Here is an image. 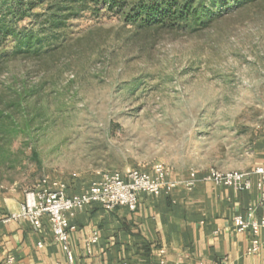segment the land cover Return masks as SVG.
<instances>
[{"label":"rangeland","instance_id":"1","mask_svg":"<svg viewBox=\"0 0 264 264\" xmlns=\"http://www.w3.org/2000/svg\"><path fill=\"white\" fill-rule=\"evenodd\" d=\"M27 17L41 52L0 63V191L249 163L264 128V0L196 30L140 29L86 0Z\"/></svg>","mask_w":264,"mask_h":264},{"label":"crops","instance_id":"2","mask_svg":"<svg viewBox=\"0 0 264 264\" xmlns=\"http://www.w3.org/2000/svg\"><path fill=\"white\" fill-rule=\"evenodd\" d=\"M264 165V128L253 142L250 161L239 172ZM190 172L169 173L168 181L183 182ZM255 182V177L252 178ZM63 185L69 197L90 185L71 180ZM39 185L34 190H41ZM54 187V188H53ZM26 191H0V214L18 212ZM258 202L253 184L236 192L215 186L208 171L196 172L195 184H182L157 196L140 194L134 212L125 208L106 211L98 205L75 209L68 215L69 246L74 264H264V243L250 232L239 233L233 218H246L249 206ZM263 211L258 209L256 217ZM97 241L90 242L93 234ZM256 242L258 249L252 252ZM163 251V254H161ZM65 264L62 247L53 240L46 218L35 224L21 221L0 227V264Z\"/></svg>","mask_w":264,"mask_h":264},{"label":"built area","instance_id":"3","mask_svg":"<svg viewBox=\"0 0 264 264\" xmlns=\"http://www.w3.org/2000/svg\"><path fill=\"white\" fill-rule=\"evenodd\" d=\"M169 173L170 171L162 165H155L150 171L131 169L125 172H105L83 193L73 197L65 194L63 185L56 190L43 187L41 190L26 191L25 200L18 212L0 214V227L24 220L35 224L39 219L46 218L51 225L53 240L63 249L65 264H74L69 246L67 220L69 214L75 209L92 205H98L106 211L125 208L134 212L137 209L140 194L157 196L168 193L180 184L187 189H191L195 184L196 172L194 171H191L189 179L183 182L168 181ZM253 177H255L254 183ZM208 179L215 186L229 187L236 192L249 191L253 184L255 185L258 191L257 204L248 207L245 219L240 216L234 217L233 225L237 232H250L264 243V165L257 166L250 172H222L210 169ZM258 209L263 211L261 217H256ZM96 241L97 236L94 233L90 242ZM257 249L258 245L255 242L252 252H256ZM14 263L15 260L12 257L6 261V264Z\"/></svg>","mask_w":264,"mask_h":264},{"label":"trees","instance_id":"4","mask_svg":"<svg viewBox=\"0 0 264 264\" xmlns=\"http://www.w3.org/2000/svg\"><path fill=\"white\" fill-rule=\"evenodd\" d=\"M48 0L0 1V63L15 57L35 56L41 52L39 35L23 21L37 6ZM74 2L76 0H68ZM256 0H86L98 9L123 17L125 23L137 28L199 29L228 15L232 9ZM62 3L64 1H61ZM54 8V7H52ZM53 9H50L51 11ZM64 10H67L66 8ZM60 11L48 19L59 22ZM12 43L10 47L7 44Z\"/></svg>","mask_w":264,"mask_h":264}]
</instances>
